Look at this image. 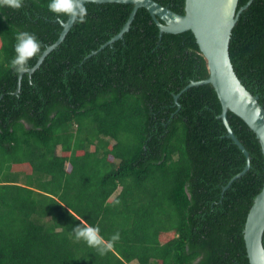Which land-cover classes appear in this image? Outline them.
I'll use <instances>...</instances> for the list:
<instances>
[{"label": "trees", "instance_id": "obj_1", "mask_svg": "<svg viewBox=\"0 0 264 264\" xmlns=\"http://www.w3.org/2000/svg\"><path fill=\"white\" fill-rule=\"evenodd\" d=\"M154 1L185 14L186 0ZM47 4H0V264H250L244 229L264 155L229 112L250 154L234 179L248 160L218 94L211 84L186 89L209 77L192 31L161 34L140 8L110 43L134 5L90 2L85 22L20 82L10 66L17 33L42 43L30 69L69 18ZM230 56L264 107V0L240 14ZM77 225L99 229L103 255L75 239Z\"/></svg>", "mask_w": 264, "mask_h": 264}, {"label": "water", "instance_id": "obj_2", "mask_svg": "<svg viewBox=\"0 0 264 264\" xmlns=\"http://www.w3.org/2000/svg\"><path fill=\"white\" fill-rule=\"evenodd\" d=\"M253 1L250 0L245 6L237 10L239 0H186L185 14H179L154 0H83L84 5L90 2L134 5L125 26L119 34L112 38L110 43L123 38L124 34L130 30L140 8L149 11L161 34H180L192 31L207 61L209 77L202 81L192 82L186 89L211 84L218 94L222 104L220 117L227 127L228 136L244 152L248 160L245 170L234 179L243 176L249 170L250 154L232 129L228 119L229 112L239 116L256 134L264 155V107L260 104L259 97L252 94L238 77L230 56V41L233 29L240 14ZM76 19L69 17L66 22L62 23L63 31L57 42L45 50L33 68L20 74V82L25 73L33 74L43 63L46 56L65 39ZM20 89L19 85L17 92ZM263 236L264 186L255 198L244 229V239L250 264H264Z\"/></svg>", "mask_w": 264, "mask_h": 264}, {"label": "clouds", "instance_id": "obj_3", "mask_svg": "<svg viewBox=\"0 0 264 264\" xmlns=\"http://www.w3.org/2000/svg\"><path fill=\"white\" fill-rule=\"evenodd\" d=\"M0 4H5L14 9H20L23 6V0H0ZM47 8L51 13L57 16L64 14L72 19L78 18L81 23L85 22L87 8L83 0H48ZM42 43L38 36L33 32L20 31L16 35L14 45L15 55L10 60V66L16 73H22L29 70V61L40 53ZM75 239L86 241L90 246L96 247L98 252L103 255L106 248L100 243L98 236L99 229L96 227H81L77 225L72 230ZM119 238V233L112 236L115 241Z\"/></svg>", "mask_w": 264, "mask_h": 264}, {"label": "crops", "instance_id": "obj_4", "mask_svg": "<svg viewBox=\"0 0 264 264\" xmlns=\"http://www.w3.org/2000/svg\"><path fill=\"white\" fill-rule=\"evenodd\" d=\"M132 264H135V263H132Z\"/></svg>", "mask_w": 264, "mask_h": 264}]
</instances>
